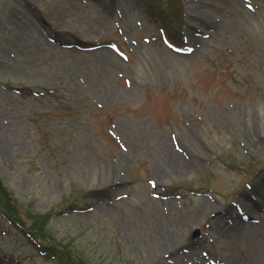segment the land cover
Returning a JSON list of instances; mask_svg holds the SVG:
<instances>
[{"label": "rangeland", "instance_id": "rangeland-1", "mask_svg": "<svg viewBox=\"0 0 264 264\" xmlns=\"http://www.w3.org/2000/svg\"><path fill=\"white\" fill-rule=\"evenodd\" d=\"M260 175L264 0H0V264H264Z\"/></svg>", "mask_w": 264, "mask_h": 264}, {"label": "bare ground", "instance_id": "bare-ground-1", "mask_svg": "<svg viewBox=\"0 0 264 264\" xmlns=\"http://www.w3.org/2000/svg\"><path fill=\"white\" fill-rule=\"evenodd\" d=\"M199 6H200V5H199ZM196 10L198 11V13L201 12V10H199V9L197 8V6H196ZM175 156H177V155L175 154ZM178 157H179V156H178ZM183 160H184V158L181 157V158L179 159V161H178L175 165H173L172 162L167 163V165L169 166V167H168L169 170H170L171 168H173V167H175V168H174L175 170L180 169L179 164H180V163H183ZM174 163H175V162H174ZM162 172H164V173L167 172V167H166V168H163V169H161V170H159V171L157 172L158 177H164V176H165ZM254 186H255V188H261L262 186L264 187V175H262V176L260 175L257 179H255V181H254Z\"/></svg>", "mask_w": 264, "mask_h": 264}, {"label": "trees", "instance_id": "trees-1", "mask_svg": "<svg viewBox=\"0 0 264 264\" xmlns=\"http://www.w3.org/2000/svg\"><path fill=\"white\" fill-rule=\"evenodd\" d=\"M11 217H13L12 215H11V212L8 210V212H7ZM32 235L35 237V235H34V233L32 232ZM36 238V237H35Z\"/></svg>", "mask_w": 264, "mask_h": 264}]
</instances>
